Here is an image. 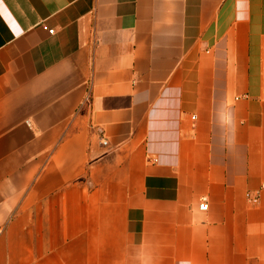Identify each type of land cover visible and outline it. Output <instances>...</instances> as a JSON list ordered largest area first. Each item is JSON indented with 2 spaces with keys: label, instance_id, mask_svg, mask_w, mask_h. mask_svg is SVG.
Masks as SVG:
<instances>
[{
  "label": "crops",
  "instance_id": "1",
  "mask_svg": "<svg viewBox=\"0 0 264 264\" xmlns=\"http://www.w3.org/2000/svg\"><path fill=\"white\" fill-rule=\"evenodd\" d=\"M0 264H264V0H0Z\"/></svg>",
  "mask_w": 264,
  "mask_h": 264
},
{
  "label": "built area",
  "instance_id": "2",
  "mask_svg": "<svg viewBox=\"0 0 264 264\" xmlns=\"http://www.w3.org/2000/svg\"><path fill=\"white\" fill-rule=\"evenodd\" d=\"M49 32L51 33L52 30H50ZM206 208H207V204L204 201L199 204V209L200 210H206Z\"/></svg>",
  "mask_w": 264,
  "mask_h": 264
}]
</instances>
